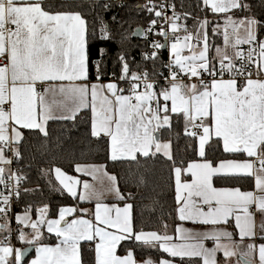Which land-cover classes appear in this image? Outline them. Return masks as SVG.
I'll return each instance as SVG.
<instances>
[{
  "label": "snow or ice",
  "instance_id": "obj_1",
  "mask_svg": "<svg viewBox=\"0 0 264 264\" xmlns=\"http://www.w3.org/2000/svg\"><path fill=\"white\" fill-rule=\"evenodd\" d=\"M117 6L126 7L89 0V20L79 3L53 10L45 0H0V264H84V244L91 264H230L234 256L264 264V20L245 15L247 0H200L202 17L145 0L131 10L146 13L147 26L125 28L116 15L105 19ZM113 43L110 54L102 45ZM78 119L106 144L108 160L168 166L171 231L167 221L151 230L138 222L134 195L106 164L76 162L75 176L41 169L74 203L55 218L48 204L36 219L25 206L14 215L22 247L12 244V206L36 191L13 169L24 144L46 140L49 121ZM249 180L254 190H242Z\"/></svg>",
  "mask_w": 264,
  "mask_h": 264
},
{
  "label": "trees",
  "instance_id": "obj_2",
  "mask_svg": "<svg viewBox=\"0 0 264 264\" xmlns=\"http://www.w3.org/2000/svg\"><path fill=\"white\" fill-rule=\"evenodd\" d=\"M176 4L178 13L188 12L193 16H203V13L197 8L200 0H170ZM51 4L53 10H64V7L72 4H82L83 7L77 10L84 12L91 20L92 13L89 10V0H45ZM117 3H124L126 7L119 6L112 8L109 12L104 13L105 19L111 21L112 15L118 19L128 21L125 28L131 25V28L143 27L146 25V13L131 10V6L137 3H144L145 0H114ZM159 3V0H156ZM252 5L250 13L245 15H254L257 19L264 20V0H247ZM183 4V7H181ZM211 19V16H209ZM188 27L191 28L193 21L190 18L187 21ZM115 27V25H113ZM134 43H141L142 38L133 37ZM110 47V54H115L116 44L102 45ZM163 58L167 59V51H163ZM137 59L139 55L137 53ZM49 137L45 140L42 136H30L24 144L22 151L24 159L20 164H15L17 168L24 171L27 180L24 187L36 189L35 192L24 194L21 192V201L19 204L14 203L12 212H22L27 205L32 206V214L36 215V208L48 204L50 207V217L54 218L59 206L71 205L74 201L61 192L56 191L58 182L54 174L43 175L41 169H50L52 167H61L69 175H77L74 171V163H103L107 165V170L117 175L122 191H130L134 195V212L138 222L146 230L156 229L162 221H167L172 226V220L169 213L174 206V192L169 187L168 166L162 161H145L141 158L140 164L123 162H112L107 159L106 144L97 143L90 136V123L77 120L71 121H49ZM181 132L182 129H177ZM27 135V133H26ZM174 140V145H175ZM180 148L185 145V140L178 142ZM219 155V153H217ZM143 177L144 183L140 184L139 180ZM51 180V184H49ZM235 186V185H228ZM242 189L252 187V181L242 183ZM86 204H82L84 206ZM47 235V233H46ZM54 243L53 241H49ZM84 264H91L94 259V253L87 250V244H84ZM34 254V250L26 259ZM139 258V257H138Z\"/></svg>",
  "mask_w": 264,
  "mask_h": 264
},
{
  "label": "crops",
  "instance_id": "obj_3",
  "mask_svg": "<svg viewBox=\"0 0 264 264\" xmlns=\"http://www.w3.org/2000/svg\"><path fill=\"white\" fill-rule=\"evenodd\" d=\"M221 23H222V21H221ZM216 41H217V43H222V39L221 38H219V37H217L216 38ZM168 55V54H167ZM97 164H103V163H97ZM109 172V171H108ZM110 174H113V173H111V172H109ZM77 174V173H76ZM77 175H79V174H77ZM82 179H91L90 177H82ZM242 190H254V182L252 181V187L251 188H249V189H242ZM82 207H91V205H84V206H82ZM18 213H22V212H18ZM14 215H15V213H14ZM55 218V217H54ZM256 219H257V223H259V220H260V217H259V215H257V217H256ZM14 220H15V218H14ZM185 226L186 227H189V228H191V227H193V225L190 223V222H187L186 224H185ZM169 231H171V226H170V228H169ZM228 231H232L233 233H234V238H235V240L236 241H239V235H238V233L236 232V230H235V228H234V223L231 225V226H229L228 227ZM247 242H249V241H245V243H247ZM257 242H259L258 240H257ZM18 244L20 245V243L16 240V243L15 244H13L15 247H17L18 246ZM206 244H207V246H209V247H211L212 246V243L209 241V242H206ZM20 247V246H19ZM139 259V258H138ZM218 259L221 261V262H223V254L222 253H219L218 254ZM230 264H235V263H232V262H230ZM237 264V263H236Z\"/></svg>",
  "mask_w": 264,
  "mask_h": 264
},
{
  "label": "built area",
  "instance_id": "obj_4",
  "mask_svg": "<svg viewBox=\"0 0 264 264\" xmlns=\"http://www.w3.org/2000/svg\"><path fill=\"white\" fill-rule=\"evenodd\" d=\"M160 2V0H159ZM169 3H173L172 1L168 0ZM168 15H171V10L168 11ZM183 22V21H181ZM147 25H144L143 27H146ZM246 47V46H245ZM17 167L15 166V164L13 165V169H16ZM9 216L11 218V224H10V227L12 229V244H15L16 243V228L18 227L16 221L14 220V213L13 212H10L9 213ZM0 222H3V221H0ZM3 235L4 233H0V239L3 238Z\"/></svg>",
  "mask_w": 264,
  "mask_h": 264
},
{
  "label": "rangeland",
  "instance_id": "obj_5",
  "mask_svg": "<svg viewBox=\"0 0 264 264\" xmlns=\"http://www.w3.org/2000/svg\"><path fill=\"white\" fill-rule=\"evenodd\" d=\"M32 218H33V219H36V215H33V214H32ZM26 231H27V230H26ZM19 246H20V247H22V245H21V244H20V245L18 244V246H17V247H19ZM34 255H35V253H34L32 256H30V257H29V260H30L31 258H33V257H34ZM238 259H240V257H239V256H234V257H232V258H231L230 262H232V263H235V264H236V263H237V261H238Z\"/></svg>",
  "mask_w": 264,
  "mask_h": 264
},
{
  "label": "water",
  "instance_id": "obj_6",
  "mask_svg": "<svg viewBox=\"0 0 264 264\" xmlns=\"http://www.w3.org/2000/svg\"><path fill=\"white\" fill-rule=\"evenodd\" d=\"M30 253H31V252H29L28 256L30 255ZM28 256H27V257H28Z\"/></svg>",
  "mask_w": 264,
  "mask_h": 264
}]
</instances>
